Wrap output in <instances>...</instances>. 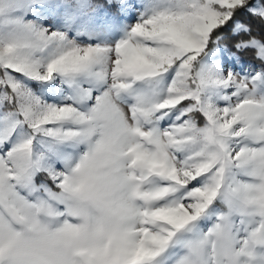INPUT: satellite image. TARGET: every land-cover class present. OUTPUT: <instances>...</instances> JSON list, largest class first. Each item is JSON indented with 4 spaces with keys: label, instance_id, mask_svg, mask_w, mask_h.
Masks as SVG:
<instances>
[{
    "label": "snow or ice",
    "instance_id": "1",
    "mask_svg": "<svg viewBox=\"0 0 264 264\" xmlns=\"http://www.w3.org/2000/svg\"><path fill=\"white\" fill-rule=\"evenodd\" d=\"M0 264H264V0H0Z\"/></svg>",
    "mask_w": 264,
    "mask_h": 264
},
{
    "label": "rangeland",
    "instance_id": "2",
    "mask_svg": "<svg viewBox=\"0 0 264 264\" xmlns=\"http://www.w3.org/2000/svg\"><path fill=\"white\" fill-rule=\"evenodd\" d=\"M244 61H248V58L246 59V56H245V58L243 57L242 58ZM241 66H243V65H241ZM239 70V69H238Z\"/></svg>",
    "mask_w": 264,
    "mask_h": 264
},
{
    "label": "trees",
    "instance_id": "3",
    "mask_svg": "<svg viewBox=\"0 0 264 264\" xmlns=\"http://www.w3.org/2000/svg\"><path fill=\"white\" fill-rule=\"evenodd\" d=\"M230 43V42H229ZM245 58V57H244ZM248 58V60H250V56H246V59Z\"/></svg>",
    "mask_w": 264,
    "mask_h": 264
}]
</instances>
